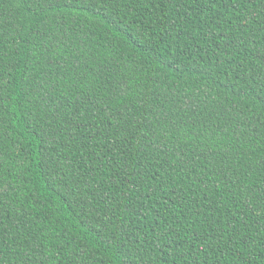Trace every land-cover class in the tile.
Returning <instances> with one entry per match:
<instances>
[{
    "label": "trees",
    "instance_id": "obj_1",
    "mask_svg": "<svg viewBox=\"0 0 264 264\" xmlns=\"http://www.w3.org/2000/svg\"><path fill=\"white\" fill-rule=\"evenodd\" d=\"M0 264H264V0H0Z\"/></svg>",
    "mask_w": 264,
    "mask_h": 264
}]
</instances>
